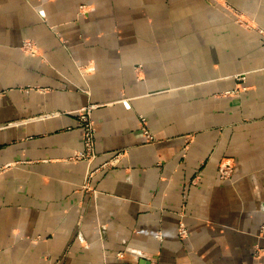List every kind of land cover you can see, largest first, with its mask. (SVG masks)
Returning <instances> with one entry per match:
<instances>
[{
	"label": "crops",
	"instance_id": "1",
	"mask_svg": "<svg viewBox=\"0 0 264 264\" xmlns=\"http://www.w3.org/2000/svg\"><path fill=\"white\" fill-rule=\"evenodd\" d=\"M238 14L264 30V0H0V264H259L264 37Z\"/></svg>",
	"mask_w": 264,
	"mask_h": 264
},
{
	"label": "rangeland",
	"instance_id": "2",
	"mask_svg": "<svg viewBox=\"0 0 264 264\" xmlns=\"http://www.w3.org/2000/svg\"><path fill=\"white\" fill-rule=\"evenodd\" d=\"M85 8V7H84ZM84 8H83V6H82V8L80 9L79 8V10H81L82 12H83V10H84ZM234 12L236 13H238V11L237 10H235L234 9ZM241 15V14H240ZM236 22H238L239 24H241L244 28H246V29H248V30H256V31H258L263 37H264V30L262 29V28H260L255 22H253V21H251V20H249V19H241L240 18V16H239V14H238V17H237V19H236ZM21 51L23 52V53H25V54H27V55H32V56H34V55H38V51H37V46H36V43L33 41V40H31V39H26V40H23V42H22V44H21ZM34 51H35V53H34ZM88 70V69H87ZM84 71V69H81V72H83ZM90 105H92V104H90ZM89 106V105H88ZM87 107V106H86ZM83 109V108H82ZM92 112H93V110H92ZM82 113L83 112H81V110H79L78 112H77V118H78V121H79V126H80V128H81V133H83V131H82V129H83V126H85V125H87V124H92L93 126H94V128H95V130H96V127H95V123H94V120H93V116H92V113H91V115H90V117L89 116H87V117H83V115H82ZM143 117V119H145L144 120V122L147 124V126L149 127V125H148V122H147V119L144 117V116H142ZM140 122H141V119H140V117H139V128H140ZM143 122V121H142ZM150 128V127H149ZM150 131H151V129H150ZM82 135V134H81ZM95 137H96V135H95ZM156 139V138H155ZM83 141V140H82ZM95 141H96V138H95ZM157 140H155V141H153L152 143H155ZM151 143V144H152ZM122 153V155H121V158H119L118 160H115L116 158H115V155L117 154V153ZM95 153H96V155L98 156V153L96 152V142H95ZM127 155V152L126 151H117V152H114L112 155H111V157L108 159V161H106L101 167H114V166H116L119 162H120V160H122L125 156ZM97 156H96V158H97ZM95 158V159H96ZM94 159V160H95ZM108 162V164L106 165V163ZM233 172H234V165H225V166H222L221 168H220V176H221V178H223V179H225V178H229V177H231L232 176V174H233ZM222 173H226V174H224V176H222L221 174ZM90 182V181H89ZM88 182V183H89ZM184 225V224H183ZM181 227V225L179 226V228ZM184 228H185V226H184ZM185 230H186V228H185ZM187 231V230H186ZM188 235V232H187V234L184 236V237H186ZM259 235H261V236H264V224H262V226L260 227V232H259ZM179 236H180V234H179ZM181 238H184V237H182V236H180ZM254 255L258 258V259H260V261H258L259 262V264H264L263 262V260H264V246H260L259 244H257V245H255V250H254Z\"/></svg>",
	"mask_w": 264,
	"mask_h": 264
},
{
	"label": "built area",
	"instance_id": "3",
	"mask_svg": "<svg viewBox=\"0 0 264 264\" xmlns=\"http://www.w3.org/2000/svg\"><path fill=\"white\" fill-rule=\"evenodd\" d=\"M82 8V6L80 7V9ZM80 12H82L80 10ZM35 53V51H34ZM84 73V72H82ZM95 105H89L87 107H84L81 112L83 117H87L91 115L92 110L95 108ZM141 122H140V131L141 134L144 138V143L145 144H150L153 141H155L156 137L154 136V134L150 131V128L147 126V124L144 122L145 119H143L142 116H140ZM143 121V122H142ZM83 133H82V140H83V150L81 152H76V154L74 155V159H80V160H85L88 163L92 162L95 158H96V153H95V135H96V130L94 128V126L91 124H87L85 126H83L82 129ZM122 153H117L115 155V160H118L119 158H121ZM108 164V162L106 163V165ZM224 174L226 173H222L221 175L224 176ZM93 176V172L89 171L87 176H86V182L84 187L88 188L89 184L88 182L90 181L91 177ZM179 234L180 236L184 237L187 234V231L184 228V225L181 224V227L179 228ZM160 237V235L158 236Z\"/></svg>",
	"mask_w": 264,
	"mask_h": 264
}]
</instances>
